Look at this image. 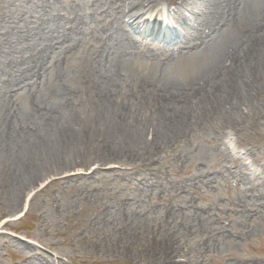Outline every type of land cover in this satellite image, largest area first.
Listing matches in <instances>:
<instances>
[{
	"label": "bare ground",
	"instance_id": "obj_1",
	"mask_svg": "<svg viewBox=\"0 0 264 264\" xmlns=\"http://www.w3.org/2000/svg\"><path fill=\"white\" fill-rule=\"evenodd\" d=\"M167 1L19 0L9 14L0 8L3 208L91 164L93 172L119 158L155 166L161 152L205 124L238 131L264 105V0H181L165 16L156 9ZM151 12L147 26L143 15ZM190 60V76L175 77ZM227 155L236 167L227 177L249 186L247 166ZM154 170L143 182L155 181ZM133 231L101 247L151 264H204L173 237L145 245ZM16 244L34 264H63Z\"/></svg>",
	"mask_w": 264,
	"mask_h": 264
},
{
	"label": "rangeland",
	"instance_id": "obj_2",
	"mask_svg": "<svg viewBox=\"0 0 264 264\" xmlns=\"http://www.w3.org/2000/svg\"><path fill=\"white\" fill-rule=\"evenodd\" d=\"M18 1L0 0V8L9 14ZM180 1L168 0L156 11L166 15V6L172 9ZM155 13H144L143 19L151 25ZM193 68L185 61L173 74L183 79ZM216 130L209 122L182 137L160 153L155 166L119 158L106 161L100 171L93 172L97 164L71 171L73 177L59 183L47 179L14 210L3 208L0 189V264H34L18 241L35 246L44 260L63 264H151L101 247L133 230L145 245L173 237L181 249L192 248L200 263L264 264V105L232 132L253 191L227 177L236 169L227 153L234 154L225 144L228 133ZM147 168L155 169L154 182L149 177L143 182ZM104 216L108 223H101ZM211 242L219 243L214 250L208 248Z\"/></svg>",
	"mask_w": 264,
	"mask_h": 264
},
{
	"label": "clouds",
	"instance_id": "obj_3",
	"mask_svg": "<svg viewBox=\"0 0 264 264\" xmlns=\"http://www.w3.org/2000/svg\"><path fill=\"white\" fill-rule=\"evenodd\" d=\"M225 144L227 146V148L234 154V155H238V154H242L243 150L242 149H238L237 143H236V137L235 135L229 131L226 138H225Z\"/></svg>",
	"mask_w": 264,
	"mask_h": 264
}]
</instances>
